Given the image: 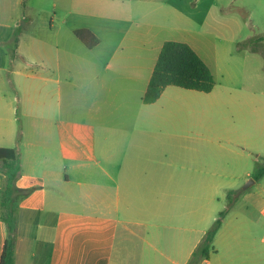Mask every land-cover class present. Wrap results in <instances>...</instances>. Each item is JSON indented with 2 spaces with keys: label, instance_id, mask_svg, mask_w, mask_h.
<instances>
[{
  "label": "crops",
  "instance_id": "crops-1",
  "mask_svg": "<svg viewBox=\"0 0 264 264\" xmlns=\"http://www.w3.org/2000/svg\"><path fill=\"white\" fill-rule=\"evenodd\" d=\"M217 3L0 0V148L16 150L25 194L14 264H189L237 191L234 171L166 130L157 109L167 88L155 103L142 98L167 41L217 67L221 49L204 37ZM19 27L11 61L5 44ZM81 29L98 44L87 48ZM2 164L0 258L9 236ZM232 210L214 247L234 237L224 234ZM218 255L215 248L200 264H233Z\"/></svg>",
  "mask_w": 264,
  "mask_h": 264
},
{
  "label": "rangeland",
  "instance_id": "rangeland-1",
  "mask_svg": "<svg viewBox=\"0 0 264 264\" xmlns=\"http://www.w3.org/2000/svg\"><path fill=\"white\" fill-rule=\"evenodd\" d=\"M204 37L221 49L212 70L214 89L202 93L167 87L157 111L163 113L167 131L188 136L186 141L213 165L229 161L234 171L230 186L239 196L224 229L234 237L219 239L215 258L264 264V177L246 188L264 161V0H218ZM163 39L182 38L165 34ZM248 172L252 178H245ZM24 198L16 194L17 202Z\"/></svg>",
  "mask_w": 264,
  "mask_h": 264
},
{
  "label": "trees",
  "instance_id": "trees-1",
  "mask_svg": "<svg viewBox=\"0 0 264 264\" xmlns=\"http://www.w3.org/2000/svg\"><path fill=\"white\" fill-rule=\"evenodd\" d=\"M20 33L21 28L19 27L15 30L12 40L5 44L9 50L11 61L15 57ZM75 34L87 48L91 49L98 44V39L89 30H77ZM169 86L202 93H210L215 87V80L211 70L187 43L175 41L164 43L147 91L142 98L143 103H155ZM0 160L3 162L2 170L7 176V184L2 191L1 198L2 219L9 230V236L2 249L0 264H14V230L16 226V211L18 209L16 194L21 192L16 187V181L21 172V164L19 156L14 149L0 148ZM263 177L264 161L256 169L253 179L259 181ZM238 196L237 191L228 193L226 209L219 214L218 219L193 253L189 264H200L215 251V236L221 228L224 218L233 208Z\"/></svg>",
  "mask_w": 264,
  "mask_h": 264
},
{
  "label": "water",
  "instance_id": "water-1",
  "mask_svg": "<svg viewBox=\"0 0 264 264\" xmlns=\"http://www.w3.org/2000/svg\"><path fill=\"white\" fill-rule=\"evenodd\" d=\"M255 180H251V182L249 184H247L246 188L250 187L251 184H254Z\"/></svg>",
  "mask_w": 264,
  "mask_h": 264
}]
</instances>
